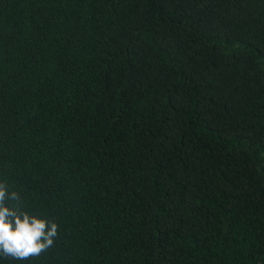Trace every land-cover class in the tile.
I'll list each match as a JSON object with an SVG mask.
<instances>
[{"label":"trees","instance_id":"trees-1","mask_svg":"<svg viewBox=\"0 0 264 264\" xmlns=\"http://www.w3.org/2000/svg\"><path fill=\"white\" fill-rule=\"evenodd\" d=\"M0 182V264H264V0H0Z\"/></svg>","mask_w":264,"mask_h":264},{"label":"clouds","instance_id":"clouds-1","mask_svg":"<svg viewBox=\"0 0 264 264\" xmlns=\"http://www.w3.org/2000/svg\"><path fill=\"white\" fill-rule=\"evenodd\" d=\"M19 201L20 195H9L6 184L0 182V255L15 260H28L41 255L54 245L57 223L29 215L19 207L6 206L5 200Z\"/></svg>","mask_w":264,"mask_h":264}]
</instances>
